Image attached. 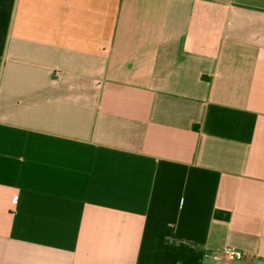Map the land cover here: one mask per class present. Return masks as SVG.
<instances>
[{"label":"crops","instance_id":"obj_1","mask_svg":"<svg viewBox=\"0 0 264 264\" xmlns=\"http://www.w3.org/2000/svg\"><path fill=\"white\" fill-rule=\"evenodd\" d=\"M0 264H264V0H0Z\"/></svg>","mask_w":264,"mask_h":264},{"label":"built area","instance_id":"obj_2","mask_svg":"<svg viewBox=\"0 0 264 264\" xmlns=\"http://www.w3.org/2000/svg\"><path fill=\"white\" fill-rule=\"evenodd\" d=\"M226 258L242 259L243 254L235 249L229 248L226 249ZM214 259L217 261H222L224 258L222 256H214Z\"/></svg>","mask_w":264,"mask_h":264}]
</instances>
